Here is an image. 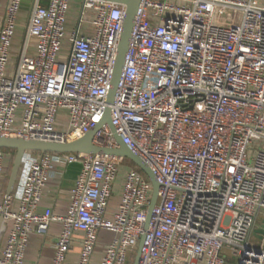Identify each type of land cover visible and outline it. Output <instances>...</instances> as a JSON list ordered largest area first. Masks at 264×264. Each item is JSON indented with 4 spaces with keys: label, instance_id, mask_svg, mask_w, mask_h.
<instances>
[{
    "label": "built area",
    "instance_id": "1",
    "mask_svg": "<svg viewBox=\"0 0 264 264\" xmlns=\"http://www.w3.org/2000/svg\"><path fill=\"white\" fill-rule=\"evenodd\" d=\"M1 5L0 136L72 141L110 108L116 132L160 187L146 227L153 186L130 164L108 218L124 158L28 152L14 209L15 195L1 190L10 153L0 148L8 229L0 264H24L31 234L54 221L62 231L52 264H65L76 232V264H94L101 230L115 237L97 264H131L142 237L139 264H264V0H141L111 103L126 5L82 0L70 35L71 0ZM22 11L25 35L14 50ZM94 142L117 146L108 123ZM57 163L82 166L68 210L40 212Z\"/></svg>",
    "mask_w": 264,
    "mask_h": 264
},
{
    "label": "water",
    "instance_id": "2",
    "mask_svg": "<svg viewBox=\"0 0 264 264\" xmlns=\"http://www.w3.org/2000/svg\"><path fill=\"white\" fill-rule=\"evenodd\" d=\"M108 1L117 2L126 5V17L124 19V29L118 49V57L114 70L112 88L110 90L108 97V102L111 103L113 102L116 87L120 79L123 67L125 65L126 52L129 46L131 32L134 27L137 10L141 0H108ZM105 123H108L112 129V132L117 142L116 147L102 146L94 142V136L96 132ZM0 148L5 150H13L16 152L11 173L8 179V185H7L8 194H10L14 189L23 159L28 152H36V153L77 152V153H86V154L114 155L130 160L133 164L138 166L146 174V176L149 178L153 186L152 198L149 205V215L146 223V227L148 226L149 221L152 217L153 207L157 201L160 184L156 181L151 168L139 156H137L127 144L124 143L121 135H119L116 132L111 122L110 108L107 109L104 120L97 126L96 129L90 131L89 133L85 134L84 136L78 139L68 142H58V141L28 140L17 137L0 136ZM3 223H4L3 218H0V235H1ZM258 231H261V229H256L254 231V234H257ZM144 240L145 237H142L133 264H139Z\"/></svg>",
    "mask_w": 264,
    "mask_h": 264
},
{
    "label": "crops",
    "instance_id": "3",
    "mask_svg": "<svg viewBox=\"0 0 264 264\" xmlns=\"http://www.w3.org/2000/svg\"><path fill=\"white\" fill-rule=\"evenodd\" d=\"M72 3V2H71ZM71 9V8H70ZM70 12V11H69ZM65 111H61V117H64ZM11 155L9 154L6 159V171L4 178L1 183L2 193H7V173L8 167L11 162ZM81 163H72L69 165L56 164L54 170L61 172L59 176L48 178L46 184L43 187L42 199L39 205V211L44 212L46 209L50 208L57 214H65L69 207V193L75 180L78 178L81 171ZM57 172V173H58ZM21 177V175H20ZM18 178L14 189L11 193L15 195L14 209H17L19 205V192L21 178ZM9 179V178H8ZM7 182V183H6ZM1 198V196H0ZM119 204V193L111 197L109 202V207L107 211V217L112 218L114 212ZM9 227V224L7 225ZM5 223H3L2 231L0 235V250L6 243L7 232ZM62 231V225L54 221L51 223L48 231L46 233L33 232L31 234L30 242L26 250L25 262L24 264H52L54 257V245L56 239ZM74 240L72 243L71 250L67 255L65 264H76L80 257L81 252V241L83 238V233H74ZM115 234L108 230H101L98 234L97 243L92 256V262L97 264L101 261L103 254L105 253L108 245L111 243Z\"/></svg>",
    "mask_w": 264,
    "mask_h": 264
},
{
    "label": "rangeland",
    "instance_id": "4",
    "mask_svg": "<svg viewBox=\"0 0 264 264\" xmlns=\"http://www.w3.org/2000/svg\"><path fill=\"white\" fill-rule=\"evenodd\" d=\"M7 0H1L2 5H5V2ZM71 9L69 10V15H68V20H67V24H66V33L67 35H70V31L73 29V27L77 24L78 22V16L81 10V6H82V0H71ZM26 24H27V11H22V13L19 16L18 19V25H17V30H16V34H15V38H14V50H19L21 48L22 42H23V38L25 35V30H26ZM10 155H11V162L9 164L8 167V173H7V180L10 176L11 173V169L13 166V161H14V157L16 152L13 150H9ZM124 165H121L120 167V175H119V179L116 182V187L115 190L113 192V195L115 194V192L119 193V189H120V185H122L123 179L128 171V168L130 167V164H132V162L128 159H124ZM7 183V182H6ZM135 257L133 258L131 264L134 263ZM229 264H233L229 263Z\"/></svg>",
    "mask_w": 264,
    "mask_h": 264
},
{
    "label": "trees",
    "instance_id": "5",
    "mask_svg": "<svg viewBox=\"0 0 264 264\" xmlns=\"http://www.w3.org/2000/svg\"><path fill=\"white\" fill-rule=\"evenodd\" d=\"M8 153H12V152H10L9 150H6Z\"/></svg>",
    "mask_w": 264,
    "mask_h": 264
}]
</instances>
